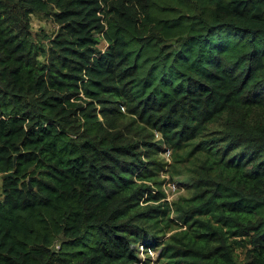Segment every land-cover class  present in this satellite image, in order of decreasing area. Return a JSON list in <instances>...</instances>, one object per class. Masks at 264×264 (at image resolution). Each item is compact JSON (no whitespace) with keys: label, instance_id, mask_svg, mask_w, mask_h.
Wrapping results in <instances>:
<instances>
[{"label":"trees","instance_id":"obj_1","mask_svg":"<svg viewBox=\"0 0 264 264\" xmlns=\"http://www.w3.org/2000/svg\"><path fill=\"white\" fill-rule=\"evenodd\" d=\"M162 144L196 162L170 203ZM137 244L264 264V0H0V264H135Z\"/></svg>","mask_w":264,"mask_h":264},{"label":"rangeland","instance_id":"obj_2","mask_svg":"<svg viewBox=\"0 0 264 264\" xmlns=\"http://www.w3.org/2000/svg\"><path fill=\"white\" fill-rule=\"evenodd\" d=\"M58 28V24L50 17L38 12H33L30 14V29H31V37L35 41H43L46 43V36L53 35ZM106 45L103 38H100L97 42V46L99 48H104ZM39 58L45 60V57L39 55ZM81 95V93L79 94ZM123 112V111H121ZM132 117L130 115H123V118L120 119V129L126 131L130 138L133 140H144L150 142H157V139L160 135L157 132H153L152 137L148 135V130H145L141 135H133L132 131L128 130V124L131 122ZM126 126V128H125ZM220 126L218 125H209L208 132H214L215 130H220ZM190 146H186L182 149H178V153L180 158L178 161L173 160V154L170 149L166 148L164 144L161 145L160 149L154 155L156 160L164 161L166 164H163V168L156 170V176L160 180V188L165 193V198L168 203L173 200H178L182 197H187L192 194L194 191V187L191 186L192 176L188 172V168L193 167L196 162L192 161L188 156L184 155L185 150H188ZM142 149V148H140ZM150 187L155 190V187L152 183H150ZM171 216H175V213L171 212ZM176 217V216H175ZM179 228L177 225L174 226V229L167 230L161 236V240L165 241L168 235ZM136 246V245H135ZM136 254L138 261L135 264H170L169 261L163 256V250L161 247L149 249L144 251L141 244H137L136 246ZM234 254L238 260L239 264H243L245 261L244 249L241 247H236L234 249Z\"/></svg>","mask_w":264,"mask_h":264},{"label":"water","instance_id":"obj_3","mask_svg":"<svg viewBox=\"0 0 264 264\" xmlns=\"http://www.w3.org/2000/svg\"><path fill=\"white\" fill-rule=\"evenodd\" d=\"M6 175H12V172L11 171L7 172V173L3 174L2 177H5Z\"/></svg>","mask_w":264,"mask_h":264}]
</instances>
